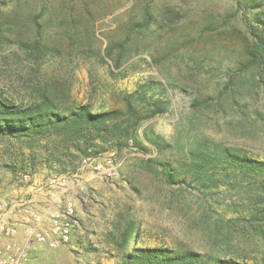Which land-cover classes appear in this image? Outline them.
<instances>
[{"label": "rangeland", "instance_id": "1", "mask_svg": "<svg viewBox=\"0 0 264 264\" xmlns=\"http://www.w3.org/2000/svg\"><path fill=\"white\" fill-rule=\"evenodd\" d=\"M257 12L238 0H0L4 98L29 105L47 88L62 107L84 104L102 112L124 108L127 94L149 91L168 111L146 122L139 135L153 132L174 146L162 155L152 147L149 153L128 148L96 156L115 159L119 177L85 172L76 178V241L56 249L35 245L28 264H117L109 237L119 213L124 223L134 222L140 248L226 259L255 257L264 249L263 235L245 225L253 199L246 181L238 186L220 172L223 185L212 190L196 183L181 188L178 178L170 186L148 161L180 162L176 170L186 173L184 149L217 143L264 160V71L250 63L244 22L246 16L256 22ZM198 100L210 104L196 107ZM11 150L0 144L2 199L22 187L12 168L21 167L20 155ZM36 163L38 175L59 174Z\"/></svg>", "mask_w": 264, "mask_h": 264}, {"label": "trees", "instance_id": "2", "mask_svg": "<svg viewBox=\"0 0 264 264\" xmlns=\"http://www.w3.org/2000/svg\"><path fill=\"white\" fill-rule=\"evenodd\" d=\"M238 5L246 11H258L254 14L256 22H250L247 16L244 22L252 40L250 63L263 73L264 0H238ZM152 18V14L147 11L145 22L151 24ZM260 87L264 93V82ZM123 101L122 109L95 112L89 105L72 104L62 107L56 104L47 88L41 92L39 101L29 105L10 102L0 93V144L10 154L11 148L15 149L16 158L20 155L21 167L12 166L19 174H36L38 159L50 169L57 168L55 170L59 174H72L78 171L83 159L96 157L103 152H121L134 148L149 153L155 147L162 155L174 147L159 134L145 132L144 138L139 135L146 122L168 111L166 102L149 96V91L127 94ZM203 104L209 105L210 100H198L194 105L201 107ZM15 142L19 145H15ZM184 155L187 161L182 163L185 164L183 170L186 173L176 170V167H181L180 162L174 167L164 158L148 161L170 186L175 185L178 178L181 188L196 183L204 190H212L223 185L222 180L216 178L220 172L222 177L235 180L238 186L246 181L254 200L248 199L250 208L245 225L253 233L260 232L264 239V160L242 155L222 143L206 145L204 148H186ZM123 218V214L119 213L114 232L109 237L116 249L114 257L118 259L117 264H264V249L255 257L226 259L191 250L140 248V232L133 221L124 223Z\"/></svg>", "mask_w": 264, "mask_h": 264}, {"label": "built area", "instance_id": "3", "mask_svg": "<svg viewBox=\"0 0 264 264\" xmlns=\"http://www.w3.org/2000/svg\"><path fill=\"white\" fill-rule=\"evenodd\" d=\"M118 169L112 157H94L85 159L72 174L37 177L21 173L19 190L23 191L0 198V264H28L35 245L56 249L74 244L79 228L76 178L90 172L94 177L115 179ZM42 198L47 199L46 206L39 205Z\"/></svg>", "mask_w": 264, "mask_h": 264}, {"label": "crops", "instance_id": "4", "mask_svg": "<svg viewBox=\"0 0 264 264\" xmlns=\"http://www.w3.org/2000/svg\"><path fill=\"white\" fill-rule=\"evenodd\" d=\"M47 173H44V174H37L38 176L37 177H42L43 175H46ZM28 189V188H27ZM19 191H23V190H19ZM28 192H29V190H28ZM47 199L46 198H42V199H40V202H42L44 205L43 206H46L47 205V201H46Z\"/></svg>", "mask_w": 264, "mask_h": 264}]
</instances>
